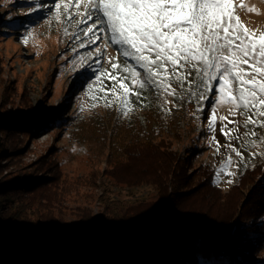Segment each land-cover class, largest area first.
I'll list each match as a JSON object with an SVG mask.
<instances>
[{
	"label": "rangeland",
	"instance_id": "1",
	"mask_svg": "<svg viewBox=\"0 0 264 264\" xmlns=\"http://www.w3.org/2000/svg\"><path fill=\"white\" fill-rule=\"evenodd\" d=\"M233 3L236 15L249 30L257 35L264 33V0H233ZM92 11L89 0H79V3L77 0H0V120L9 127L34 128L30 135L15 133L10 136L15 149L11 153L7 151V158L0 162L5 167L0 178L6 173L39 178L41 174L32 167L41 157L56 163L61 171L60 186L64 188L57 190L60 197L54 203L40 207L41 213L47 211V215L54 218L56 223L50 227L54 232L59 229L75 231L81 223L82 213L88 212L97 218L108 199L144 204L156 200L163 188L141 181L132 186L118 184V178L116 181L112 178L117 171L110 170L106 163L108 136L102 143L101 140L90 141L87 134L77 139L81 122L86 125L114 116L113 112H108L109 107L120 103L124 90L116 83V94L109 91L106 97L114 103L105 107L104 92L100 89L102 85L113 89V82L106 78L108 74L128 76L126 69L132 65L143 76V69L117 52L119 46L109 42L110 33L101 31L99 24L85 34L83 29L93 25L86 13ZM93 32L96 36L88 40ZM113 64L117 65L116 69ZM183 71L178 69L169 77V90L175 89L174 96L164 91L157 95L153 89L146 92L134 89L155 104L158 111L167 110L166 116L171 122L165 135L170 136L176 130L178 137L164 141L170 142L171 150L181 156L185 177L194 176V183H199L190 186L191 190L186 192L176 191L178 196L171 197V203L176 208L178 201H183L181 196L192 191L194 206L207 209L205 211L220 215V218L225 213L230 214L225 217H231L230 233L236 235L234 232L241 229L238 240L247 236L264 239V210L257 206V193L262 189L259 185L264 184L263 175H260L264 174V127H255V136L246 135L253 130V125L245 127V116L240 114L242 110L232 115L229 106L223 102L216 104L213 113L211 102L215 100L218 82H213L208 93L199 87L201 81L191 68V75L181 84L177 77ZM97 74L99 79H95ZM125 83L131 87V78ZM201 93L207 98L201 100ZM133 97L138 120L134 128L138 133L142 119L146 121L144 125L148 124L143 115L148 114L150 108L135 95ZM200 107L202 112L198 110ZM112 111L116 114L115 109ZM1 114L9 115L8 119L3 120ZM212 116L215 124L210 127ZM259 119L264 120V117ZM42 123L48 125L39 131L36 127ZM109 129L114 134L122 133H116L115 127L109 126ZM234 149L244 158L241 159ZM204 169L212 172L213 184L220 189L213 190L207 197L201 195L200 177ZM254 169L260 174H251ZM131 170L142 171L141 168ZM128 173L124 169L118 176ZM257 255L264 259V248Z\"/></svg>",
	"mask_w": 264,
	"mask_h": 264
},
{
	"label": "trees",
	"instance_id": "2",
	"mask_svg": "<svg viewBox=\"0 0 264 264\" xmlns=\"http://www.w3.org/2000/svg\"><path fill=\"white\" fill-rule=\"evenodd\" d=\"M145 98L143 105H149L150 112L143 118L148 124L144 125L146 121L142 119L138 133L134 128L138 120L132 95L127 116L121 117L120 110L116 109L120 103L116 108L109 107L113 118L101 120L105 123L99 120L83 125L85 122H81L77 139L87 134L90 141L102 143L108 136L106 163L110 170L117 171L112 178L115 181L118 178L117 183L125 186L155 183L163 187L159 197L144 204L108 199L97 218L88 212L82 213L75 231L54 232L50 229L56 223L54 218L47 211L41 213L40 207L54 203L60 197L57 190L64 187L60 186L59 166L41 157L32 167L41 177L6 173L0 178V264H264V259L257 255L264 248V239L247 236L238 240L241 229L234 232L236 235L230 233L231 217L225 218L230 214L220 218L194 206L192 191L181 196L183 201H178L176 208L173 206L171 197L177 195L176 191L186 192L199 183H194V176L185 177L181 156L171 150L170 142L164 141L178 137L176 130L170 136L165 135L171 122L165 110L158 111ZM1 116L3 120L9 117ZM47 125L42 123L36 128L40 131ZM109 126L115 127L116 133H122L114 134ZM31 130L34 128L9 127L0 120V162L7 158V151L11 153L15 149L10 136L30 135ZM10 158L11 155L7 160ZM139 167L142 171L131 170ZM4 168L0 165V175ZM124 169L129 175L118 176ZM202 172L201 195L207 197L220 189L213 184L212 172L207 169ZM259 172L250 171L255 175ZM260 175L264 180V174ZM206 179L207 183H203ZM259 186L262 189L257 193V206L264 210V184Z\"/></svg>",
	"mask_w": 264,
	"mask_h": 264
},
{
	"label": "snow or ice",
	"instance_id": "3",
	"mask_svg": "<svg viewBox=\"0 0 264 264\" xmlns=\"http://www.w3.org/2000/svg\"><path fill=\"white\" fill-rule=\"evenodd\" d=\"M56 7L59 8L58 3ZM89 7L93 11L86 15L93 25L83 29L85 34L99 24L101 31L110 33L109 42L119 46L117 52L143 69V76L132 65L126 69L128 76L108 74L106 78L113 82V89L105 85L100 89L104 92L105 107L114 103L106 97L109 91L116 94V83L124 90L119 106L121 117L129 114L130 96L135 95L143 103L142 93L134 91L136 88L174 96L175 89L169 90V77L184 69L177 77L183 84L191 75V68L205 92L210 93L213 82H218L215 100L211 102L213 113L216 104L223 102L232 115L242 110L245 127L253 125L246 135L255 136V127H264V120L259 119L264 117V33L257 35L242 23L233 0H89ZM95 36L93 32L87 39L93 40ZM99 78L97 74L95 79ZM129 78L131 87L125 83ZM206 98L201 93L200 99ZM198 110L202 112L203 108ZM214 124L212 116L209 125ZM234 151L244 158L239 150Z\"/></svg>",
	"mask_w": 264,
	"mask_h": 264
}]
</instances>
